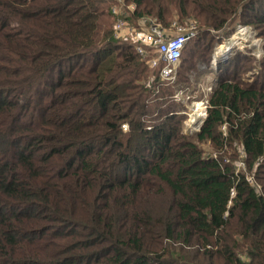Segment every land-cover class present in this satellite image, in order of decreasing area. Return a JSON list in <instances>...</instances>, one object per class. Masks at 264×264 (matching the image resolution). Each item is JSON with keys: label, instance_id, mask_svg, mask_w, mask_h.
Here are the masks:
<instances>
[{"label": "trees", "instance_id": "1", "mask_svg": "<svg viewBox=\"0 0 264 264\" xmlns=\"http://www.w3.org/2000/svg\"><path fill=\"white\" fill-rule=\"evenodd\" d=\"M118 5L202 29L175 83L115 36ZM235 21L264 51V0H0V264H264V53L249 81L251 55L219 63L194 137L171 98Z\"/></svg>", "mask_w": 264, "mask_h": 264}, {"label": "rangeland", "instance_id": "2", "mask_svg": "<svg viewBox=\"0 0 264 264\" xmlns=\"http://www.w3.org/2000/svg\"><path fill=\"white\" fill-rule=\"evenodd\" d=\"M113 7H116L119 11L123 9L122 6L119 5ZM191 23L192 20L190 22L188 21V23L177 22V24L170 29V33L177 34L179 32L177 27L179 26L185 27V29L189 30L190 26L193 25ZM238 23V21H235L234 23L236 26L234 29L235 31H231V28L227 26L222 31H217L219 33H209L205 38L208 39V44L210 41L213 43V51L209 64L202 62L198 64H189V66L186 65V73H189V80H187V82L181 81L179 85L173 88L171 95L172 103L176 104V110H178L179 114H183L184 120L182 123V129L191 137L195 136L199 130V125L202 123L201 121L206 116L208 97L216 86L219 76V63L225 65L226 62L230 61V58L235 52H240L242 56L241 64H247L250 60H247V58H250V55L253 59L249 64L256 63L254 68L250 69L249 67L248 71L243 73V78L249 81L258 73V61L262 59L264 53L262 37H259L253 28L240 26ZM200 29L201 28H197L196 35L202 30ZM128 38L130 39L131 37L128 35ZM188 46H190V44ZM249 64L246 65L247 68ZM176 72L174 75V83L178 78V72ZM168 103L169 102H167V104ZM193 109H197V112L200 113V116L197 119L193 116ZM190 124L192 125L190 126ZM198 145L201 147L204 155H212L215 153L213 147L208 142H199ZM228 151L234 152L233 150ZM236 151L238 156H232L229 154L227 158L229 162L237 168L245 170V164L243 163L244 160L241 156L242 153L240 149H237ZM247 176L251 183H253L254 180L252 176H250L249 173Z\"/></svg>", "mask_w": 264, "mask_h": 264}, {"label": "built area", "instance_id": "3", "mask_svg": "<svg viewBox=\"0 0 264 264\" xmlns=\"http://www.w3.org/2000/svg\"><path fill=\"white\" fill-rule=\"evenodd\" d=\"M111 12L116 16L115 36H118L122 31H127L131 37L130 39L136 45V51L140 55L149 52L145 48L153 49L157 55L148 63L152 67H156L159 61H162L161 79L174 81L182 51L186 42L196 33L195 27L191 25L190 29L187 30L185 27L179 26L177 27L179 31L177 34L167 33L156 25L145 27L144 24H141L139 28H132L127 26L124 19L119 16V10L112 8ZM123 128H126V126L123 125Z\"/></svg>", "mask_w": 264, "mask_h": 264}, {"label": "bare ground", "instance_id": "4", "mask_svg": "<svg viewBox=\"0 0 264 264\" xmlns=\"http://www.w3.org/2000/svg\"><path fill=\"white\" fill-rule=\"evenodd\" d=\"M242 31V30H241ZM242 33V32H241ZM243 39V38H242ZM193 116L197 119L200 116V113L197 112V109H193ZM192 124H190L191 126Z\"/></svg>", "mask_w": 264, "mask_h": 264}]
</instances>
